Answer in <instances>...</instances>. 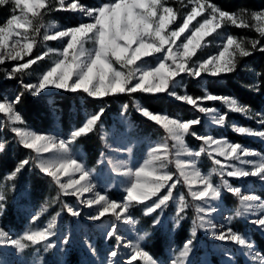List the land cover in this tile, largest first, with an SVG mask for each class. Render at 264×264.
<instances>
[{
	"label": "snow or ice",
	"instance_id": "6c2138e0",
	"mask_svg": "<svg viewBox=\"0 0 264 264\" xmlns=\"http://www.w3.org/2000/svg\"><path fill=\"white\" fill-rule=\"evenodd\" d=\"M194 6L183 22L175 30L169 31V25L175 22L176 15L171 7H166L161 0H112L95 9H88L78 3H71L66 6L64 0H60L62 8L69 7L72 11H79L90 17L93 22L80 23L78 26H73L67 30L55 32V34L44 35L46 41H56L60 38H68L66 46L60 53L61 59L55 62V65L50 68L38 83L23 84L25 92L32 97H36L46 89L52 88L63 90L71 93L83 92L88 97L94 99H103L108 96H114L123 93H165L168 92L172 82L182 73H187L193 77H200L202 73H208L213 77L221 74H228L235 71L238 57H248L252 54L243 42L238 41L235 37L229 35L226 38V43L222 45L223 50L218 55L203 61H199L193 66L189 65V60L195 56L197 50L201 47V42L205 37L211 36L225 22H230L236 27H249L246 19L247 9H240L238 13H229L221 10L218 6L205 3L203 0H192ZM12 5V11L15 13L19 10V15L12 14L6 20L4 26H0V65L5 63V60L16 61L23 59V56L29 55L33 51L35 39L30 38L27 33L31 28L33 32H39V27L34 26L32 18L40 17V9L48 7L45 0H0V6ZM207 9H210L209 15L202 22L190 29L192 22L202 15ZM30 14V15H29ZM252 21L256 22L255 31L264 37V9L253 11L250 14ZM42 26V25H41ZM53 28L56 25H52ZM17 29H23V33H18ZM186 32L189 34L184 36V40L177 44ZM13 37H18L13 40ZM9 41H12L11 45ZM23 41V42H22ZM91 43L92 49L85 47ZM259 40H250L251 48L256 50ZM264 52V46L258 49ZM165 53L156 67L149 70H144L137 65V62L144 57L153 56L156 53ZM42 57L37 56L33 60L23 63L19 66L11 68L10 72L6 73L7 79H14L17 73H21L24 69H28L31 64ZM171 61V64L168 63ZM116 65H119V70ZM136 81L133 83V81ZM23 83V82H21ZM169 95L175 97L177 101H184L188 105H196L197 101L190 95H179L176 92H169ZM24 93L16 95L13 101L0 102V113L7 116L8 120L15 125L23 123L22 115L16 111V105L23 101ZM208 101L222 99L234 113H246L247 106L241 105L237 99L229 97H218L216 95H206ZM127 109V105L123 106ZM138 112L150 121H155L158 125H162L167 134L176 143L173 147L176 149V155L185 153L189 156L193 155L185 146V136L190 134V129L193 125H199V119L188 121H180L174 118H169L167 115L153 114L150 110L144 109L137 105ZM200 112H210V108H199ZM104 109L101 108L96 114L88 118L78 129L70 133L69 139L57 138L52 134H38L31 130H21L13 127L11 131L16 137H19V143L26 150H31L35 153L37 167L42 174L50 177L55 184L59 186L65 196H74L79 198V195L90 192L93 185L89 182L90 172L84 166L82 161H79L73 154L71 145L77 138L91 134L96 130L98 122L101 120ZM225 122L224 116H220L217 120L218 124L223 125ZM259 123L264 124V119ZM234 130L248 136H258L264 138V131H254L245 127H235ZM191 135L196 139H203L205 144L215 145L216 154L224 157L227 160H239L241 163L251 164L252 170L235 169L227 172L229 177H259L264 180V160L261 162L242 160L243 156H255V151L244 149L239 143H229L226 139H214L212 136L200 137L195 132ZM4 148V143L0 142V151ZM117 151H124L116 149ZM161 151L163 154H161ZM168 145H160L152 147L149 152V158L143 161L142 166H138L133 170L128 168L123 175L129 177V184L125 187L126 197L125 202L120 203L108 199L106 195L99 192L95 193V197L86 201V206L92 208L93 205H100V208L88 216V219L97 221L104 217L107 213L112 212L116 215V219L122 218V213L127 211L130 204L133 202L143 204L146 201L153 200V203L148 205L146 213H156L157 210L163 211L167 203L172 198L173 189L179 183L173 179V175L165 171L168 162ZM44 154H51L45 156ZM103 153H101V161L103 162ZM196 156L200 152H195ZM30 161L24 159L19 162L18 166L8 175V179L13 180ZM215 163L220 164L219 160ZM191 166L196 178L202 184L200 190L191 191V196L194 200L205 201L206 198L216 200L221 196L219 187H214L211 179L206 176H201L199 171H195V165L189 161L187 163H177L180 176L184 177V182L191 185L189 173L186 172V167ZM224 166H222L223 168ZM78 174L79 178H73ZM61 177H69L66 182H62ZM171 181V183H169ZM224 187L230 193H235L240 196L241 189L239 187H231L227 181H224ZM167 188L168 191L164 195H160L161 190ZM183 197H181V200ZM260 200L256 194L242 195L240 203L243 206L244 213L253 210L254 204ZM5 201V196L0 194V202ZM103 202V203H102ZM81 203H84L81 201ZM0 207H4L0 204ZM255 207L264 211V202L256 204ZM121 209V213L117 214L116 210ZM183 209L181 208L180 211ZM203 211V209H199ZM68 212L72 216H80V209L68 207ZM241 215V213H237ZM179 217V214H178ZM34 219V218H33ZM161 216L158 215L153 225L159 224ZM132 221L130 216H123V222L129 223ZM250 224L255 225L258 230L264 234V216L256 219H251ZM200 228L209 231L205 227V222L201 218ZM222 227V226H221ZM216 226L212 225V229ZM54 235L48 230H36L26 232L22 239L29 241L32 244H40L42 241L49 240V237ZM120 241L122 237L117 233L115 225L106 233V239L113 237ZM210 235L218 241H231L235 245L241 246L249 250L247 255H254L251 251L254 248V242L246 238L245 235L234 232L231 228L227 231L217 232L210 231ZM192 236H195L193 230ZM143 239V237H142ZM61 245L70 243V235H65L61 240ZM193 239H188L184 242L183 250L180 253L181 257L186 260L192 251ZM11 244L18 249H24L27 245L22 243L21 239H13L9 233L0 229V245ZM51 245H49L50 247ZM92 253L95 249L89 244ZM231 258V253L225 254ZM118 251L116 246L109 253L110 258H116ZM138 258L145 261V264H157L147 251L143 250L139 244L135 245L134 252L131 256V261ZM107 264H116L114 259H111ZM173 264H176L173 261ZM264 264V259L261 260Z\"/></svg>",
	"mask_w": 264,
	"mask_h": 264
},
{
	"label": "trees",
	"instance_id": "16d2710c",
	"mask_svg": "<svg viewBox=\"0 0 264 264\" xmlns=\"http://www.w3.org/2000/svg\"><path fill=\"white\" fill-rule=\"evenodd\" d=\"M87 6H96L99 2L109 3L112 0H78ZM208 3L218 6L221 10L229 13H238L240 9H247L246 19L249 27L231 26L229 32L238 38H249L250 40H259L257 49L249 50L252 54L248 57H238L235 71L228 74H222L217 77L206 76L194 78L188 74L179 77L181 85L185 91L194 99L204 96V89L211 93L219 95H230L242 102L248 107V115L243 116L227 109L220 100L208 101L205 104L210 107H217L226 115L229 121L237 120L245 125H253L252 117L262 112L264 119V52L258 49L264 46V37L255 31V22L251 20L250 14L253 11H259L264 8V0H204ZM48 7L41 9L40 17L32 18L33 24L39 27V32H33L29 29V35L34 37L35 43L30 58L34 59L45 51L47 45H55L52 41L44 40L46 27L52 21L62 25L73 27L81 23L79 14L61 9L59 0H47ZM11 4L0 6V26L4 25L10 17ZM181 19V16L179 17ZM42 25V26H41ZM50 64L48 59H38L28 69L17 73L14 79H7L5 69L0 65V102L11 99L14 100L17 94L24 93L23 101L16 105L17 111L22 115L24 126L31 127L40 133H48L58 130L63 138H68L70 133L78 129L88 118L96 114L101 108L104 109L101 120L98 122L96 130L76 139L77 147L82 148L87 157V164L91 167L98 165L101 153L105 151V141L103 138L102 125L109 128L114 123V118L124 111V105H127L126 115L136 124L142 134L158 139L166 137V130L162 125L155 121L143 118L136 110V102L140 101L146 108L156 113H167L171 117L182 120L199 119L202 114L194 106L174 100L167 93H123L114 96H108L103 99H94L83 92L71 93L63 90L44 92L35 98L25 92L23 84L34 82L38 75L42 73ZM23 82V83H21ZM58 126V127H57ZM13 124L7 116L0 113V142L4 143V148L0 151V185L4 188L5 197L9 204L7 212L3 217V224L7 228H21L22 220L25 215L22 211L23 206L34 205L40 206L46 204L51 209V215L63 210L62 222H74V217L65 209V203L74 204L77 197L65 196L62 190L46 174H42L35 160V153L26 150L19 143V137H16L11 131ZM195 132L198 136L208 133L214 136H225L233 143H239L242 146L256 149L264 154V143L244 134H239L229 127H212L205 122L200 121L199 125H193L190 134L186 135V144L192 149H199L204 145L202 139L194 138L191 133ZM24 159L30 161L16 178L9 181L8 175L18 166L19 162ZM201 167L203 170H209L215 163L208 153L200 156ZM172 163L169 168L173 174V179L178 180L176 188L173 189V197L182 194L184 197L185 209L182 215V221L176 227L173 233L170 229L156 227L153 225L154 219L158 216L156 213H146L148 205L153 203L152 200L143 204L133 202L130 210L136 219L137 228L149 234L145 248L156 258L165 259L168 257V249L174 245L177 249L184 246V242L192 238V229L194 220L198 212V200H194L188 186L183 181L179 171ZM236 186L248 185L250 180L240 178H230ZM258 189L259 195L264 199V188L259 182L251 179ZM109 194L115 198L123 196L120 190H111ZM164 194V193H161ZM18 200H17V199ZM224 205L230 209L233 214L235 211H243L240 203L241 197L229 191L224 192ZM175 205L171 203L167 209V214L175 213ZM232 227L238 233L250 237L256 242L259 251L264 256V235L258 231L252 224L244 218L232 217ZM47 217L44 218L46 220ZM204 239V237H201ZM192 264H201L200 255L204 250L198 248ZM75 257V262L77 261ZM211 260L214 264L223 263L216 254L212 253ZM117 264H123L118 262ZM131 264H144L141 260H135ZM238 264H246L242 256H238Z\"/></svg>",
	"mask_w": 264,
	"mask_h": 264
},
{
	"label": "rangeland",
	"instance_id": "374dc122",
	"mask_svg": "<svg viewBox=\"0 0 264 264\" xmlns=\"http://www.w3.org/2000/svg\"><path fill=\"white\" fill-rule=\"evenodd\" d=\"M46 2L47 0H45V4ZM73 2L78 3L81 6L86 7L90 10L105 4L100 1L98 5L90 7L80 3L78 0H64L66 6L70 5ZM161 2L166 7H171L176 15L175 22L169 25V29H168L169 31L178 28V26L182 24L183 19L187 16V14L190 13L192 7L194 6L192 0H161ZM203 2H205L206 4L208 3L204 0ZM59 6H60V0H59ZM60 8L72 11L69 7L62 8L60 6ZM10 11H11L10 16L12 14H16V15L20 14L19 10H16L15 13H13L12 5ZM209 12L210 9H207L202 15L198 16L196 20L192 22V25H190V29L197 26L198 22H202L203 19L209 15ZM75 13L79 14V16L81 17L82 19L81 23L93 22L90 17H87L83 13L79 11H75ZM180 16L181 19L179 18ZM52 25H56V27L53 28ZM231 26L234 25H232L230 22H225L211 36L205 37L204 40L201 42V47L197 50L195 56H193L189 60V65L193 66L199 61L207 60L214 55H218L219 52L223 50L222 45L226 43V38L229 35L235 37L238 41L243 42L244 46L248 50H251L252 48L250 44V39L246 37L238 38L233 34H231L228 30V28ZM69 28L71 27L62 25L56 21H52L46 27V34H55V32L57 31L67 30ZM17 32L23 33L24 30L17 29ZM188 34L189 33L186 32L183 36H181L180 39L177 40V44H180L184 40V36ZM27 35L31 38V36L29 35V31ZM17 38L18 37H13L12 39L15 40ZM67 39L68 38H60L56 41H52L53 43H55V45L46 46L45 51L40 55V57H42V59H48L50 64L42 73L38 75L37 79L32 83H38V81L42 78L43 74H45L48 70H50V68L55 65V62L58 59H61L60 53L62 52L63 48L66 46ZM11 43L12 41H9L10 45ZM85 47L91 50L93 45L91 43H88L85 45ZM164 55L165 53L162 52V53L153 54V56L150 57H144L137 62V65L144 70H149L151 68L156 67L159 63V60L162 59ZM30 56L31 54L25 55L23 56V59H18L16 61L6 59L5 63L2 65V67L5 69V73L10 72L11 68L14 66H19L25 62L33 60L32 58H30ZM168 63L171 64V61H168ZM116 67L119 70V65H116ZM183 74H187V73H182L181 75ZM207 75L211 76L208 73H202L201 76L198 78L206 77ZM180 76L175 78L168 92L165 93L169 95V92L174 91L179 95H189L180 83L179 80ZM135 82L136 81L134 80L133 83ZM51 91H55V89L49 88L41 93L51 92ZM204 91H205L204 96L195 99L197 103L196 105H192V106H194L197 110L203 107V108H210L212 109V111L201 112L202 117L199 118V121H203L207 125L212 127H229L233 131H235L234 130L235 127H245L248 129H252L254 131H264V124L259 123V121L263 119L262 112H258L252 117L254 122L253 125H245L244 123H240L237 120L229 121L226 118V115L222 113L219 108L207 106L205 103L208 102V100L205 97L206 95H216L218 97H229V98H235V97L230 95H219L216 93H211L206 88L204 89ZM155 94H159V93H155ZM169 96L172 97L174 100H176L174 96L172 95ZM7 101H13V100L8 99ZM220 101L224 104V106L227 109L230 110L228 105L225 104L222 99H220ZM237 101L241 105L245 106L239 100ZM180 102L187 104L184 101H180ZM137 105H139V107L141 108L149 110L140 101H137L135 107L137 112H138ZM248 112L249 110L246 113H238V114L247 116ZM152 113L159 115H167L169 118H174L182 122L188 121V120H182L179 118L171 117L167 113H156V112H152ZM140 115L143 118H147L144 117L142 114ZM220 116H224L225 122L223 125L217 123V120L220 118ZM13 127L20 128L21 130L35 131L38 134H52L55 135L57 138H63L58 130L48 133H40L31 127L24 126L23 123H19V122L13 125ZM102 129H103V138L105 141L106 148L105 151H103L104 154L103 162H100L102 159L100 157V159L98 160V165L96 167H91L90 165L87 164L86 153L82 148L77 147L75 142L71 145L75 157L79 161H82L86 169L89 170L90 172L89 182L93 185L92 190L90 192H86L83 193L82 195H79V198H77V201L74 204L68 202L65 203L64 206L67 211H68V207L81 210L80 216L78 217L73 216L74 222H62V218H63L62 209L61 210L59 209L57 213L51 215L50 214L51 209L48 207V205L41 204L40 206H34L30 204L22 207V211L25 215V220H22L23 226H21V228L10 229L4 226L3 224L4 221L3 217L7 212L9 206L6 197H5V201L0 202V204L4 205V207H0V229L7 231L13 239H21L22 243L27 245L22 250L16 248L14 245L11 244L0 245V264H107V262L111 259H114L116 261V264L118 262H121L123 264H131L135 262V261H131L130 258L134 252L135 245L137 244H139L143 250L147 251V253L152 256L153 260L157 262V264H173V261H175L176 264H192V261L197 253L196 251L198 250V248H202L204 250L203 254L200 255L201 264H214L211 260L212 253L216 254L217 257H219L220 260L225 264H238V256H242L246 264H261V260L264 259V256L259 251L256 242H254L250 237H246V238L254 242V248L251 250L254 253V255H247L246 253L249 252L248 249L235 245L231 241H224V242L218 241L210 235V231L212 230H215L217 232H224L227 231L228 228H231L234 232L238 233L232 227L233 215L244 218L248 222L251 219H256L260 216H264V211H261L259 208L255 207L256 204L264 202V199L257 192L258 189L251 179L258 181L259 185L262 188H264V180H261L259 177H251V176L249 177L227 176V172L233 171L235 169H243L250 171L252 170L251 164L241 163V161L235 159L227 160L224 157H221L216 154L215 145H210L205 143L199 149H192L186 144L185 141V146L190 152L193 153V155L189 156L185 153H181L179 156H177L176 149L173 147V145L176 142L172 140V138L168 134H166V137L163 139H158L150 136L148 137L142 134V132L139 130L136 124L131 120V118L126 115V109H124V111L120 115L114 118V123L109 128H106L102 125ZM209 135L212 136L214 139H220V140L226 139L229 143H233L223 135L214 136L208 133L206 135H201L200 137H207ZM249 137L255 138L264 143V138L262 137H258V136H249ZM69 138L70 136L64 139L67 140ZM165 144L168 145L169 147L168 162L165 171L172 174L169 168V166L172 163H174L173 166L179 171L177 167L178 162L187 163L191 161L195 165V169H194L195 171H199L201 173V176L209 177L211 179V182L213 183V186L219 187L221 190V196L218 199L212 200L206 198L205 201H199L197 207L198 215L196 220H194L193 223L194 227L191 231V233L193 232V230L195 231V236L194 237L192 236L191 238L194 240V243L192 245V251L190 252L186 260H184L180 255V253L183 250V247L177 249L174 245H172L168 249V257L160 260L156 259L145 248V244L147 242V238L149 234L144 231H140L137 228L136 219L131 214V210H130L131 204L127 209V211L122 213V218L120 220H117L116 215H114L112 212L107 213L104 217H102L100 220L97 221L88 219V216L90 214H92L93 212H95L97 209L100 208V205H93L92 208H88L86 206V201L88 199L94 198L95 193L99 192L102 195H106L110 200H114L120 203L125 202L124 198L126 197V191L124 189L129 184L130 181H129V177L123 175V173L127 171L128 168H132L133 170H135L136 167L142 166L143 161L149 158V152L152 147H158L160 145H165ZM242 147L250 152L255 151L257 153V155L255 156L250 155L246 157L241 154L242 160L255 161V162H261L262 160H264V154L261 153L260 151L246 146H242ZM116 149H120L124 151H117ZM198 151L200 152V155L196 156L195 152ZM203 153H208L212 157L214 163L216 160H219L220 164L215 163V166H213L209 170L206 171L203 170L200 162L201 161L200 156ZM161 154H163L162 151ZM44 155L50 156L51 154H44ZM222 166L224 167L222 168ZM185 170L190 174L189 179L191 181V185L185 183L188 186L189 190L190 187H191V191L200 190L202 188V184L199 181V178H196L194 175H191V173L193 172V168L191 166H188L186 167ZM73 178L78 179L79 175L76 174L75 177ZM230 178H240L242 180H250V181L248 182V185L236 186L235 184L232 183ZM68 179L69 177H61L62 182H66ZM182 179L184 181V177H182ZM9 181L11 180L9 179ZM224 181H227L231 187H239L241 189L240 197H242V195L245 194H256L258 197H260V200L253 202L254 208L252 211L248 213H244V209H243V211H235L233 212V214L230 212V209H228L224 205L222 199L224 192L228 191V189L224 187ZM169 183H171V181ZM2 188L4 187L0 185V194H3L5 196ZM114 189L122 191L123 196L119 198H115L111 196L109 192ZM167 191L168 189L165 188L161 190V193L165 194ZM161 193H160L161 196L164 195ZM181 197H183L182 194L175 196V198L172 195V198L167 203V206L163 208L162 214L160 210H157L159 211L158 215L161 216V219L159 224L155 225L156 227H164L165 229H170L173 233L175 232L176 227H178V225L182 221V215L185 209L184 197L182 200ZM81 201H83L84 203H81ZM171 203L175 205L176 211L175 213L168 215L167 209ZM181 208L183 209L182 211H180ZM199 209H203V211H199ZM238 212L241 213V215H237ZM116 213L120 214L121 209H117ZM123 216H130L132 218V221L127 224L124 223ZM45 217H47L46 220H44ZM201 218H203L205 222V227L208 228L209 231H205L204 228L199 227ZM113 225H115L117 233L122 237L120 241H117L115 239V235L113 237L106 239V233L112 228ZM212 225H215L216 228L212 229ZM253 226L257 229L255 225ZM36 230H48L51 233H54V235H51L49 237V240L42 241L40 244H36V245L22 239L23 235L26 232H31ZM65 235H70V243L68 245H61L60 242ZM201 237H204V239ZM89 244L95 249L94 254L92 253ZM49 245L51 246L49 247ZM114 246H116V250L118 251V256L116 258H110L109 253ZM227 253H231V258H228L225 255ZM76 256L78 260L75 262ZM137 260H141L145 264L144 260L140 258H138Z\"/></svg>",
	"mask_w": 264,
	"mask_h": 264
}]
</instances>
